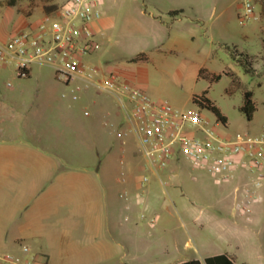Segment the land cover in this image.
Masks as SVG:
<instances>
[{
	"label": "rangeland",
	"instance_id": "374dc122",
	"mask_svg": "<svg viewBox=\"0 0 264 264\" xmlns=\"http://www.w3.org/2000/svg\"><path fill=\"white\" fill-rule=\"evenodd\" d=\"M16 1L17 5L13 7L9 6L8 0H1L0 40L30 30L45 16V12H51L68 0ZM153 1L165 5V0ZM257 1V17L242 21L244 0H225V4L231 8V18L222 21L209 15L205 19L197 16L205 8L210 11L214 2L191 0L181 28L185 31L187 49L179 52L172 50L168 46L169 36L166 34L161 49L147 51L148 62L141 65L147 94L156 101L189 109L199 106L192 96L208 90L207 95L227 116V122L220 121L218 125L221 133L228 136L246 132L263 134L264 0ZM101 9L103 14L112 16V27L100 37V48L91 55L83 56V61L103 67L111 64L116 72L124 66L135 68L132 66L136 64L121 56L128 55L133 46H146V39L150 37L141 31L130 37L126 35L127 27L137 24L146 26L148 20L141 11L157 10V7L147 0H102ZM202 66L221 73V78L212 82L208 78L198 77ZM9 79H14L13 86L7 85ZM61 84L63 82L57 78L55 70L46 65H34L33 73L27 78H17L7 69L0 75V97L23 98L25 104H20L16 109V114L20 116L45 108L38 97L42 93L48 94L53 100L61 99L63 91L67 90ZM247 90L253 92L256 106L251 119L242 109ZM88 92L98 90L94 87L82 88L79 93L85 96ZM83 96L77 101H71L68 97L62 100L67 107L75 108L78 112L83 111L86 104ZM204 112L213 120L218 118L209 108H205ZM18 121L19 118L16 119ZM105 129L108 133L112 129L116 131L109 134V141L117 154L121 153L123 137L120 129H115L112 124ZM126 146L134 155L135 171L131 172L128 167L114 168L111 184L118 190L125 186L118 181L119 177L127 176L132 182L144 173L150 175V180L141 184L139 208L149 219L155 217L156 221L151 225L149 219L141 217L139 223L144 232L141 240L163 241L159 249L167 245L175 248L179 244L182 248L203 255L217 251H237L240 262L264 264V202L259 205L253 222L244 221L234 209L233 191L237 178L219 180L211 172L195 167L181 157L161 172L163 180H157L149 170H140L144 157L134 134L127 137ZM119 199L123 198H119V195L112 197L113 201ZM125 222L131 223L128 220ZM149 244L144 243L142 248H151ZM115 261L113 259L110 263ZM58 264L66 262L61 260Z\"/></svg>",
	"mask_w": 264,
	"mask_h": 264
},
{
	"label": "crops",
	"instance_id": "0c3cea01",
	"mask_svg": "<svg viewBox=\"0 0 264 264\" xmlns=\"http://www.w3.org/2000/svg\"><path fill=\"white\" fill-rule=\"evenodd\" d=\"M147 1L157 10L141 11L148 23L127 27L126 35L133 37L141 31L152 39H146V46H133L128 55L121 56L136 64L132 66L135 68L124 66L118 71L144 91L141 65L148 61L131 60L148 50L161 49L166 34L172 50L187 49L185 31L181 28L191 3V0H165V5H161ZM211 1L214 2L211 10L205 8L197 16L229 21V4L225 0H208ZM111 27L112 16L104 13L94 24L97 40ZM96 66L103 71L114 68L111 64ZM203 67L198 77H202ZM33 71L34 66L31 74ZM84 95L79 98L85 97L84 110L77 112L62 100L68 97L77 101L70 96L61 95V99L53 100L42 93L38 97L45 108L22 113V118L16 109L25 104L23 98L0 97V249L21 253L22 245L26 244L31 255L36 256L37 264H58L61 260L66 264H178L194 259L206 264L207 257L220 253L229 254L237 264H249L239 261L237 251L203 255L179 244L159 249L163 241L141 240L144 232L139 221L141 217L149 219L139 208L143 175L132 182L127 176L117 178L125 184L118 190L111 184L114 168L128 167L131 172L136 168L128 146L123 144L117 154L109 141V134L116 131L108 133L105 129L108 119L114 122L115 129H120L124 114L116 99L107 93ZM17 118L20 121L16 122ZM140 170L143 171V163ZM153 175L163 180L161 173ZM117 195L123 199L113 201L112 197ZM263 202L256 206V212ZM127 220L131 223L127 224ZM148 221L153 225L151 219ZM146 242L151 248H142ZM113 259L116 261L110 263Z\"/></svg>",
	"mask_w": 264,
	"mask_h": 264
},
{
	"label": "built area",
	"instance_id": "2783aa9c",
	"mask_svg": "<svg viewBox=\"0 0 264 264\" xmlns=\"http://www.w3.org/2000/svg\"><path fill=\"white\" fill-rule=\"evenodd\" d=\"M257 0H244L242 21L256 18ZM102 0H68L65 4L12 37L0 40V74L9 69L17 78L31 75L34 65L55 70L67 90L63 97L78 100L82 88L94 87L113 96L124 123L120 126L123 144L132 133L144 157L143 170L160 174L176 159L184 157L195 167L205 169L219 180L237 178L233 191L234 209L247 223L254 221L256 206L264 200V133L224 135L203 107L189 109L156 101L146 91L116 71H103L83 61L101 44L94 24L103 13ZM14 85V79L7 81ZM89 114V111H86ZM115 125L106 120L105 125ZM150 180L144 173L143 185ZM155 217L151 219L154 224ZM30 246L22 252L0 249V264H35Z\"/></svg>",
	"mask_w": 264,
	"mask_h": 264
},
{
	"label": "trees",
	"instance_id": "16d2710c",
	"mask_svg": "<svg viewBox=\"0 0 264 264\" xmlns=\"http://www.w3.org/2000/svg\"><path fill=\"white\" fill-rule=\"evenodd\" d=\"M7 3L9 4V6H13V7H15L17 5V1L16 0H8ZM0 4H2L1 0H0ZM145 60H148L147 54L141 53L138 56H136L135 58H133L131 61L137 62V61H145ZM200 75L202 77L208 78L212 82L215 81V80L220 79L221 76H222L221 73L211 72L207 67H203L201 69ZM207 93H208V90H206L202 94H196L194 96V98H193L194 102L199 104V105H201V106H203V107H207V108L211 109L212 111H214L216 113V115L218 116V118L221 121L226 123L227 122V116L209 98ZM253 96H254L253 92L251 90H247L245 92V100H244V104H243V107H242V109L246 112V114H247L249 119H251L253 117L254 112L256 110L255 101L253 99ZM121 264H127V263H121ZM178 264H203V262L200 261L199 259H194V260H190V261H186V262H182V263H178ZM206 264H237V263L232 257H230L229 254L220 253V254H216V255L207 257L206 258Z\"/></svg>",
	"mask_w": 264,
	"mask_h": 264
}]
</instances>
